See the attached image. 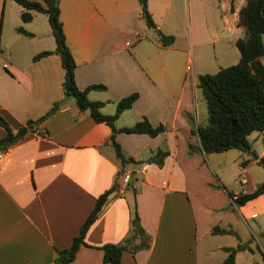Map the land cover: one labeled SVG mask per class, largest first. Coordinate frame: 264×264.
<instances>
[{
	"label": "crops",
	"instance_id": "crops-1",
	"mask_svg": "<svg viewBox=\"0 0 264 264\" xmlns=\"http://www.w3.org/2000/svg\"><path fill=\"white\" fill-rule=\"evenodd\" d=\"M239 6L232 0H206L205 4L201 0H146L155 24L149 27L138 0H58L65 42L75 61V85L81 89L103 84V89H88L86 95L101 100L100 110L107 114L114 111L119 98L137 93L131 105L118 113L116 127L131 125L142 116L152 125L164 126L152 136L117 131L115 139L123 153L139 160L124 165L109 143V126L94 121L63 93V68L54 39L51 42L47 36L42 43L35 41L45 34L43 18L36 15L46 14L31 10L29 20L13 25V42L0 39V114L9 127L14 131L19 123L36 118L58 101L34 131L0 156V264H53L54 249L70 243L95 197L113 182L115 191L85 230L84 243L68 264H103L98 246L125 237L133 202L148 245L122 250L121 264H219L225 255L212 261V252L247 244L233 215L246 224L251 238L264 250V192L238 205L226 192L255 187L259 181L245 187L247 165L255 159L238 149L231 163H237V175L244 181L231 187L222 176L218 157L228 149L205 153L191 132V122L198 124L196 78L186 80L184 68H172L174 53L180 50L174 38L168 44L159 39L160 33L176 34L186 20L189 34L193 22L197 37L204 13L209 21L220 24L214 37L219 40L217 56L224 59V41L234 34L229 39L234 43L242 35L235 24ZM3 8L4 2L2 30ZM36 17L37 26L31 24ZM17 26L28 33L15 30ZM23 35L29 40L22 39ZM42 49L50 52L37 59L29 57ZM188 53L184 48L183 63ZM203 62L211 64L199 63ZM225 65L218 63L216 69ZM3 134L0 124V137ZM157 148L167 150L160 165L146 160ZM253 151L257 156L263 152ZM213 225L231 229L236 241H220L215 236L219 232L211 231ZM138 242L135 237L128 245ZM244 248L236 249L233 264Z\"/></svg>",
	"mask_w": 264,
	"mask_h": 264
},
{
	"label": "trees",
	"instance_id": "trees-1",
	"mask_svg": "<svg viewBox=\"0 0 264 264\" xmlns=\"http://www.w3.org/2000/svg\"><path fill=\"white\" fill-rule=\"evenodd\" d=\"M14 1L21 6L19 17L22 21H27L31 18V10L46 14L50 33L55 42L54 51L59 56L60 65L63 68L61 81L63 93L72 97L79 110H87L94 121H103L109 126L108 140L113 148L115 157L121 165L127 162L134 163L139 161L123 153L115 139V133L117 131L127 133L144 132L152 136L162 131L164 126L160 123L152 125L145 116H142L131 125L116 127L114 121L118 113L131 105L137 93L130 92L122 96L116 101L112 113H103L100 110L103 102L89 99L86 91L91 88L103 89L104 85L93 83L81 89L75 85L73 78L75 61L65 42L59 19L58 0ZM138 2L145 24L149 27H154L155 24L146 7V0H138ZM235 24L242 29V35L234 40V45L238 51L237 60L234 63L221 66L213 72H202L196 75V84L205 103L206 118L205 123L202 125L191 122V132L196 134L200 148L205 153L237 148L250 153L255 162L264 167V157L257 156L250 149L249 141L246 137L253 130L261 132L264 129V64L260 59L264 55V42L261 39V34L264 32V0H244L237 10ZM15 30L28 33L21 26L15 27ZM159 39L162 44H168L173 37L171 34L160 33ZM49 52L50 50L46 49L39 50L32 55V59H37ZM57 104L58 101H53L44 113L36 118H27L23 123H19L14 131L0 114V124L4 129V134L0 137V150H5L27 133L34 131L38 123ZM188 145L189 148L193 147L190 143ZM166 153V149L157 148L146 160L160 165ZM115 188L116 182H113L95 197L92 207L78 226L70 243L65 247L54 249L53 264H68L73 259L78 246L84 243L85 230L97 216L110 193L115 191ZM226 192L235 205L241 204L264 192V178L250 191L233 193L230 190H226ZM211 231L219 233L233 232L229 228H222L217 225H213ZM135 237L139 238V242L136 245H128V242ZM147 245L148 235L139 222L133 202L129 227L125 237L119 242H105L98 247L102 251L101 262L103 264H121L120 255L122 250L134 251L138 247H146ZM243 247L248 248V245L237 243L235 246H223L222 248L226 255L219 264H233L236 249ZM262 259L264 262V253H262Z\"/></svg>",
	"mask_w": 264,
	"mask_h": 264
},
{
	"label": "rangeland",
	"instance_id": "rangeland-1",
	"mask_svg": "<svg viewBox=\"0 0 264 264\" xmlns=\"http://www.w3.org/2000/svg\"><path fill=\"white\" fill-rule=\"evenodd\" d=\"M181 2V0H179ZM185 1L186 0H182ZM4 2V29H0V39L6 40L7 42H13L11 40V36L13 34V25L15 23L20 22L19 18V4L16 3L14 0H0V8L1 4ZM234 5H241L244 0H232ZM201 3L205 4L206 0H201ZM215 6L211 8V10H214ZM204 10V9H203ZM36 16H39L40 18H43L44 21V31L45 34H40L38 39H35V41L42 43L48 36L50 38V41L53 42V38L49 32V27L46 22V16L41 15V13H37ZM38 17V18H39ZM34 19L31 21V24H39L40 22ZM20 25L23 26L22 23ZM25 26V25H24ZM43 27V26H42ZM158 28V27H157ZM198 28V26H197ZM159 29V28H158ZM155 28V32H156ZM220 31V24L218 21H209V18L201 15L199 18V31L197 37L194 36V24L191 23L190 28V34L189 30L187 28V20L185 21V24L182 29H179L176 34H171L174 38L175 44L180 48L176 53H174V64L172 68H184V76L186 80H192L193 78H196V74L203 71H214L217 67L218 63H234L238 58V51L234 45V43H231L229 40L230 37L228 36V41H224L223 49H225V52H227V55L224 59L220 58V56H217L218 51V45L219 40L214 37V32ZM191 35V36H190ZM223 37H227L225 33H222ZM29 37H25L23 35L22 39L29 40ZM261 39L264 42V32L261 34ZM227 42V43H226ZM15 46H18L19 44L17 42H14ZM184 48L188 50V60L183 63V55H184ZM33 49V48H32ZM32 59V54H29ZM262 63L264 64V55L260 58ZM207 60L211 62V64H204L199 63L200 61ZM204 64V65H203ZM222 65V64H219ZM1 66V65H0ZM2 67V66H1ZM57 68H61L60 65L57 63ZM182 73V74H183ZM199 96H201L199 98ZM195 102H196V111H197V123L199 125H202L205 123L206 118V109H205V103L203 100L202 95H200V91H196L195 95ZM247 140L249 141L250 149L255 150L256 152L263 150L261 153V156L264 157V129L259 131H251L247 134ZM239 152L237 148H229L226 154L218 155L220 158V162H222L223 166V174L225 180L228 181V184L231 182V187L239 186L240 185V177L237 175L238 172V166L236 164H232V158H234L235 154ZM247 157L250 158L251 154L247 153ZM246 182L245 187H249L247 185L251 184L253 181H260L264 178V167L256 162L248 163L247 165V174L245 173ZM258 219V217H256ZM260 219L261 216H260ZM233 223L237 229L245 234V243H247L249 246L248 248L245 247L242 251H240L235 258L234 264H263L262 259V253H264V250L261 249L258 244L251 238V233L249 232L247 226L243 225L240 220H238L233 215ZM240 233V234H241ZM215 236H220V241L223 243L229 242V241H236L235 235H233L230 232H224V233H216ZM226 255V252L223 251H217L215 250L212 252L210 258L211 260H217L219 259L220 255Z\"/></svg>",
	"mask_w": 264,
	"mask_h": 264
},
{
	"label": "built area",
	"instance_id": "built-area-1",
	"mask_svg": "<svg viewBox=\"0 0 264 264\" xmlns=\"http://www.w3.org/2000/svg\"><path fill=\"white\" fill-rule=\"evenodd\" d=\"M0 53H1V51H0ZM2 65H5V63H2ZM3 151L4 150H0V156L3 154ZM240 181L243 182L244 178L240 177Z\"/></svg>",
	"mask_w": 264,
	"mask_h": 264
}]
</instances>
